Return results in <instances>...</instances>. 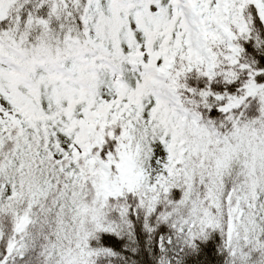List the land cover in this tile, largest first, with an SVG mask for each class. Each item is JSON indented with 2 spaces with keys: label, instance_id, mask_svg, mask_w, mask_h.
Listing matches in <instances>:
<instances>
[{
  "label": "trees",
  "instance_id": "trees-1",
  "mask_svg": "<svg viewBox=\"0 0 264 264\" xmlns=\"http://www.w3.org/2000/svg\"><path fill=\"white\" fill-rule=\"evenodd\" d=\"M92 1L46 0L39 7V0H0L11 4L0 22V56L14 47L24 60L16 74L0 66V110L31 114L21 127H0L1 258L17 222L29 216L21 250L9 264H228L226 201L232 193L256 202L246 228V258L236 264H264V89L230 113L220 112L229 98L241 95L247 79L241 67L260 73L257 81L264 84V26L256 9L241 4L240 24L231 26L238 66L230 65L225 46L216 43L209 45L212 77L175 66L172 89L200 124L182 129L184 154L167 189L151 197L149 179L140 194L107 200L99 176L84 160L55 159L80 140L88 112L105 98L132 102L133 142L146 169L165 154V131L154 105L157 93L143 89L126 63L102 56L105 65L95 64L96 75L87 71L81 55L94 54L84 37ZM131 2V20L148 34L156 53L165 27L177 25L169 0L154 14L148 6L159 0ZM98 29L107 41L134 40L119 22ZM64 63L72 78L54 74L53 66ZM110 65L119 69L116 82ZM115 125L105 134L102 158L116 154L109 134L118 138L127 126ZM178 229L189 233L180 237ZM162 240L169 242L162 247Z\"/></svg>",
  "mask_w": 264,
  "mask_h": 264
},
{
  "label": "rangeland",
  "instance_id": "rangeland-1",
  "mask_svg": "<svg viewBox=\"0 0 264 264\" xmlns=\"http://www.w3.org/2000/svg\"><path fill=\"white\" fill-rule=\"evenodd\" d=\"M45 1L39 0V7ZM162 3L163 0H159V4L155 2L148 9L154 14L163 7ZM168 4L177 25L165 27L164 41L156 53H152L149 36L131 20V15L135 14L131 0H94L86 7L84 37L94 50V54L81 55L87 71L95 76V64L98 63L100 68L105 65L102 56L118 57L121 62L126 63L131 73L141 77L143 89L157 93L154 105L161 111V122L165 131V154L150 169H146L139 164L140 150L133 142V128L130 123L134 111L132 102L123 101L120 97L105 98L96 109L88 112L83 120L80 140L66 154L57 155L55 159L58 162L84 160L89 169L99 176L100 190L107 200L138 195L149 179L153 181L149 195L156 197L167 189L172 176L178 172L180 158L184 154V144L179 141L180 133L187 123L194 127L199 125L200 118L186 108L184 101L172 89L178 73L175 66L182 65V71L186 73L204 72L206 76L212 77L215 57L209 48L210 43L224 45L226 60L230 65L238 66L240 51L235 46L236 36L231 26L240 24L241 4L253 5L264 26V0H169ZM10 5V2L0 5V22L7 18ZM118 22L133 36L134 40L130 44L125 39L120 41L115 37L111 42L101 36L99 25L106 27ZM7 52L6 57L0 56V66L7 72L16 74L19 71L18 64H24V60L14 47L7 49ZM110 69L116 82L119 79V69L114 65H110ZM241 69L247 72L241 95L229 98L221 106L220 111L224 114L240 107L247 99L255 97L264 89V84L257 81V76L260 75L258 72L247 67ZM53 72L57 76L73 77L67 63L53 66ZM68 94L76 96L74 90L68 91ZM30 117L29 112L19 116L15 111L2 107L0 127H21L25 121H30ZM116 123L127 124L121 129L118 138L112 133L109 134L115 142L116 154L102 158L105 134ZM117 126L118 124L115 125ZM175 153L178 154L177 159ZM231 194L226 201L228 223L225 249L228 253V264H236L246 258V228L249 220L256 214V202ZM30 222L29 216L22 217L17 222L11 242L2 258L0 255V264H9L15 260L21 250L20 236ZM188 233L189 229L177 230L180 237ZM168 242L162 240V247Z\"/></svg>",
  "mask_w": 264,
  "mask_h": 264
}]
</instances>
